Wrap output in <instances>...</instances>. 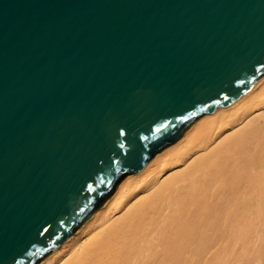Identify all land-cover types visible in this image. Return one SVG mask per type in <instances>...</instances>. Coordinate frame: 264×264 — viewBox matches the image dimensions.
Returning <instances> with one entry per match:
<instances>
[{"label": "water", "instance_id": "obj_1", "mask_svg": "<svg viewBox=\"0 0 264 264\" xmlns=\"http://www.w3.org/2000/svg\"><path fill=\"white\" fill-rule=\"evenodd\" d=\"M263 79L264 0H0V264L41 262Z\"/></svg>", "mask_w": 264, "mask_h": 264}, {"label": "bare ground", "instance_id": "obj_2", "mask_svg": "<svg viewBox=\"0 0 264 264\" xmlns=\"http://www.w3.org/2000/svg\"><path fill=\"white\" fill-rule=\"evenodd\" d=\"M38 264H264V79L124 178Z\"/></svg>", "mask_w": 264, "mask_h": 264}, {"label": "snow or ice", "instance_id": "obj_3", "mask_svg": "<svg viewBox=\"0 0 264 264\" xmlns=\"http://www.w3.org/2000/svg\"><path fill=\"white\" fill-rule=\"evenodd\" d=\"M157 131H159V129H157Z\"/></svg>", "mask_w": 264, "mask_h": 264}]
</instances>
